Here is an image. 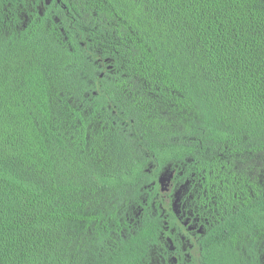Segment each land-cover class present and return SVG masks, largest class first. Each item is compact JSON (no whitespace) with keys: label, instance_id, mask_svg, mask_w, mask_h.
<instances>
[{"label":"trees","instance_id":"trees-1","mask_svg":"<svg viewBox=\"0 0 264 264\" xmlns=\"http://www.w3.org/2000/svg\"><path fill=\"white\" fill-rule=\"evenodd\" d=\"M45 1L0 0V264H154L169 165L263 240L264 0Z\"/></svg>","mask_w":264,"mask_h":264},{"label":"flooded vegetation","instance_id":"flooded-vegetation-1","mask_svg":"<svg viewBox=\"0 0 264 264\" xmlns=\"http://www.w3.org/2000/svg\"><path fill=\"white\" fill-rule=\"evenodd\" d=\"M55 1L61 2V0H46L44 3L50 6ZM47 9L48 7H44L42 2L38 3V22L47 15ZM27 18L30 19V16L27 15ZM47 20L48 22L60 20L55 9L50 10ZM107 62V59L102 61L94 75L98 78L105 77L106 73L112 69V66H105ZM87 76L92 74L88 73ZM93 93L98 94V90H94ZM150 166L149 171L152 172L154 165L150 164ZM168 168L174 171V176L166 189L162 191L160 177ZM183 175V171L169 165L158 174H154L151 183L144 185L145 188L158 187V195L152 202L155 210L161 212L160 217H163L164 230L161 236L163 245H159L153 251L154 264H219V252L228 256L232 264H264V239L261 240V238L258 243L253 241L254 245L251 243L248 247L222 250L216 248L212 252L206 250L203 246L204 241L209 236L211 228L215 226L216 215L219 216L217 199L207 189L202 191L204 187H191L189 179L182 182ZM180 190V198L176 206V195ZM144 203L149 202L145 199ZM197 204H202L200 212Z\"/></svg>","mask_w":264,"mask_h":264},{"label":"water","instance_id":"water-1","mask_svg":"<svg viewBox=\"0 0 264 264\" xmlns=\"http://www.w3.org/2000/svg\"><path fill=\"white\" fill-rule=\"evenodd\" d=\"M174 176V171H172L171 168H168L166 169L161 177H160V183L162 185V191H164L166 189V187L169 185L170 181L172 180ZM181 193V190L177 193L176 195V202H175V205L177 206L178 205V202H179V198H180V194Z\"/></svg>","mask_w":264,"mask_h":264}]
</instances>
